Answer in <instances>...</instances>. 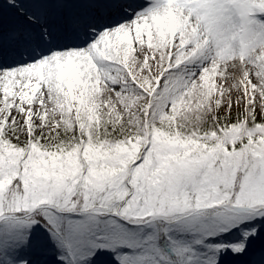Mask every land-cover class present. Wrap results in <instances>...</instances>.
<instances>
[{
	"label": "snow or ice",
	"instance_id": "snow-or-ice-1",
	"mask_svg": "<svg viewBox=\"0 0 264 264\" xmlns=\"http://www.w3.org/2000/svg\"><path fill=\"white\" fill-rule=\"evenodd\" d=\"M0 264H264V0H0Z\"/></svg>",
	"mask_w": 264,
	"mask_h": 264
}]
</instances>
